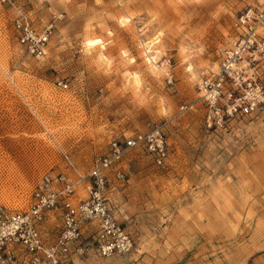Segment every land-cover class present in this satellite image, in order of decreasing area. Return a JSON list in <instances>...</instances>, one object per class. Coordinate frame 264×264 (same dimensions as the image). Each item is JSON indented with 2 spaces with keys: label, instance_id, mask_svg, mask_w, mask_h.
I'll return each instance as SVG.
<instances>
[{
  "label": "rangeland",
  "instance_id": "obj_1",
  "mask_svg": "<svg viewBox=\"0 0 264 264\" xmlns=\"http://www.w3.org/2000/svg\"><path fill=\"white\" fill-rule=\"evenodd\" d=\"M11 1L51 36L44 57L28 55L0 4V205L26 211L39 187L75 182L72 167L86 176L112 141L159 127L162 165L140 145L124 155L123 181L108 175L130 264H264V112L207 129L198 90L236 40L235 19L264 0ZM249 70L264 87V50ZM95 230H84L89 246ZM73 264L124 263L90 250Z\"/></svg>",
  "mask_w": 264,
  "mask_h": 264
},
{
  "label": "built area",
  "instance_id": "obj_2",
  "mask_svg": "<svg viewBox=\"0 0 264 264\" xmlns=\"http://www.w3.org/2000/svg\"><path fill=\"white\" fill-rule=\"evenodd\" d=\"M16 13L13 30L17 42L25 52L37 59L44 57L51 36V27L38 32L28 13L11 0H0ZM237 38L221 53L216 73L205 77L198 85L204 108V125L207 129L230 126L239 121H250L264 112V87L249 65L261 53L260 31L264 28V7H252L236 19ZM63 89L67 84L59 83ZM188 107L183 105L180 111ZM124 145L112 141L108 151L96 157L86 176L74 167L77 179L71 182L63 176L57 178L58 190L46 186L33 193V203L26 211L8 212L0 205V264H66L72 255L83 256L93 250L98 257H119L130 264L133 241L130 234L114 218L106 189L109 173L118 181L124 180L120 165L126 151L146 145L157 165L168 157L159 127L144 136L130 137ZM87 179L84 200L74 203L75 186ZM58 205L63 210L62 225L53 240L39 229L45 213ZM89 223L96 224L93 244L85 243L84 230Z\"/></svg>",
  "mask_w": 264,
  "mask_h": 264
},
{
  "label": "crops",
  "instance_id": "obj_3",
  "mask_svg": "<svg viewBox=\"0 0 264 264\" xmlns=\"http://www.w3.org/2000/svg\"><path fill=\"white\" fill-rule=\"evenodd\" d=\"M61 211L63 212V210L61 208H59V210L57 209V207L55 209H53V211H48L45 213V217L44 220L41 222L39 229L42 232V234L44 235V237H46L47 239H49L50 241L53 240V238L55 237L59 227H60V219L58 217L59 213H61ZM86 255V254H85ZM79 257H84L83 256H76V255H72L68 261L66 262V264H73L75 260L79 259Z\"/></svg>",
  "mask_w": 264,
  "mask_h": 264
}]
</instances>
